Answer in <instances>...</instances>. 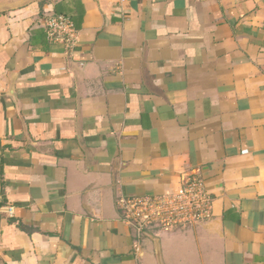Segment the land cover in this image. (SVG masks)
<instances>
[{
    "label": "crops",
    "instance_id": "0c3cea01",
    "mask_svg": "<svg viewBox=\"0 0 264 264\" xmlns=\"http://www.w3.org/2000/svg\"><path fill=\"white\" fill-rule=\"evenodd\" d=\"M56 14L73 48L48 38ZM0 149V264H264V0L0 11ZM191 170L212 218L136 253L117 199Z\"/></svg>",
    "mask_w": 264,
    "mask_h": 264
},
{
    "label": "built area",
    "instance_id": "2783aa9c",
    "mask_svg": "<svg viewBox=\"0 0 264 264\" xmlns=\"http://www.w3.org/2000/svg\"><path fill=\"white\" fill-rule=\"evenodd\" d=\"M45 29L51 41L65 43L68 48L76 45L79 30L70 17L49 16ZM117 207L125 223L134 231L136 253L141 251L150 229L186 228L209 221L213 216V198L205 178L197 170L184 174L179 188L173 192L120 196Z\"/></svg>",
    "mask_w": 264,
    "mask_h": 264
},
{
    "label": "water",
    "instance_id": "95a60500",
    "mask_svg": "<svg viewBox=\"0 0 264 264\" xmlns=\"http://www.w3.org/2000/svg\"><path fill=\"white\" fill-rule=\"evenodd\" d=\"M31 1H33V0H19L17 2L11 3V4L0 5V11L15 9V8L24 6L28 3H30ZM1 163H2V157H1V149H0V214L3 211V209L1 208Z\"/></svg>",
    "mask_w": 264,
    "mask_h": 264
}]
</instances>
